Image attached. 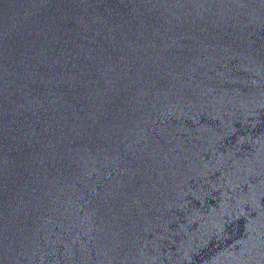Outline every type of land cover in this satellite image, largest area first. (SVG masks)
Returning <instances> with one entry per match:
<instances>
[{"label": "water", "instance_id": "water-1", "mask_svg": "<svg viewBox=\"0 0 264 264\" xmlns=\"http://www.w3.org/2000/svg\"><path fill=\"white\" fill-rule=\"evenodd\" d=\"M0 264H264V0H0Z\"/></svg>", "mask_w": 264, "mask_h": 264}]
</instances>
